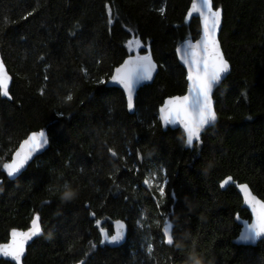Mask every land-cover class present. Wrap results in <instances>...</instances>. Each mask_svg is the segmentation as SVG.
I'll list each match as a JSON object with an SVG mask.
<instances>
[{
	"label": "trees",
	"instance_id": "trees-1",
	"mask_svg": "<svg viewBox=\"0 0 264 264\" xmlns=\"http://www.w3.org/2000/svg\"><path fill=\"white\" fill-rule=\"evenodd\" d=\"M191 1L0 0V53L13 78L11 100L0 96V165L32 132L50 138L16 180L0 169V244L40 217L24 264H188L193 246L203 264H264V240L233 243L250 214L234 185L220 187L231 177L264 200V0H214L232 71L214 94L217 124L188 150L158 111L187 90L176 48L200 35L199 20L186 19ZM132 39L159 66L134 113L106 85L133 55ZM156 175L167 179L163 197L158 182L144 183ZM118 219L128 238L111 248L97 222L111 235ZM167 223L179 249L165 243Z\"/></svg>",
	"mask_w": 264,
	"mask_h": 264
},
{
	"label": "snow or ice",
	"instance_id": "snow-or-ice-1",
	"mask_svg": "<svg viewBox=\"0 0 264 264\" xmlns=\"http://www.w3.org/2000/svg\"><path fill=\"white\" fill-rule=\"evenodd\" d=\"M213 4L214 0H199V3H192L188 16L191 18L193 13L198 14V18L202 21V37L195 43L189 41L184 48L177 49L178 52H183L180 59L187 65V80L190 86L186 95L167 100L159 110L160 118L165 126L179 125L183 128L186 134L185 143L188 147H191L194 141L199 144L201 131L206 126L215 123L216 113L211 101L212 89L219 84L223 74L229 70L228 63L220 51V42L217 38L222 11L219 8H214ZM28 15H32V13ZM136 44L138 47H145L140 41H136ZM156 68L157 65L153 62L149 51L145 55L137 54L129 58L122 67L115 70L111 81L122 85L126 90L129 110L134 107L133 96L136 86L143 81H150ZM10 81L11 76L8 74L3 60L0 59V96L11 98ZM101 82L103 83V81ZM66 100L71 101L72 96L68 95ZM47 144L48 138L43 131L32 133L15 152L13 160L0 165V169L4 170L9 177L16 176L32 158L33 153L38 152ZM230 180L231 177L227 178L221 187L228 184ZM144 183L151 186L148 180H145ZM166 184L167 179L164 178L163 182L157 185L162 197L165 195ZM65 187L67 188V185ZM239 187L245 203L251 207L255 215V222L248 225L241 239L255 241L258 238H264V201L257 199L247 184ZM65 198L71 199L72 193L66 191ZM123 229L124 226L118 223L114 235L109 236L107 232H104L105 240L111 243L118 242L123 238ZM171 229L172 224L170 223L163 227L165 243L179 249L178 243H176L179 237L174 238ZM40 234V217L36 215L27 231L13 230L11 232L10 242L0 245V257H10L13 264H21L27 242ZM149 251H151L150 248ZM195 251V246H193L191 252ZM185 259L190 260L191 254L187 255Z\"/></svg>",
	"mask_w": 264,
	"mask_h": 264
},
{
	"label": "water",
	"instance_id": "water-1",
	"mask_svg": "<svg viewBox=\"0 0 264 264\" xmlns=\"http://www.w3.org/2000/svg\"><path fill=\"white\" fill-rule=\"evenodd\" d=\"M194 2L199 3V0H192V1H191L190 6H189V9H188L187 14H186V19H187L188 21L192 20L193 18H196V19L199 20V22H200V35H199V37H198L197 39L189 38V39H186V40L182 41V42L177 46V48H176L177 59H178L180 65L185 69L186 73H187V65H186V64L180 59V57H181V55L183 54V52H178L177 49H182V48H184V47L188 44L189 41H191L192 43H195L196 41H198V40L201 39V37H202V21H201L200 18H198V14L193 13L192 16H191V18H189V16H188V13L191 11V5H192V3H194ZM213 7H214V4H213ZM214 8H215V7H214ZM219 9H221V8H219ZM221 11H222L221 23H220V28H219L218 33H217V38H218L219 42H220V33H221V30H222V23H223V10L221 9ZM220 51L223 53V58H224V59L227 61V63H228L229 70H228L227 73L223 74V76H222V78H221L219 84L216 85V86L212 89V93H211V101H212V107H213V110H214L215 113H216V121H215L214 124L209 125V126H206V127L201 131V133H200V140H201L202 135H203L207 130H209L210 128L214 127V126L217 124V122H218V114H217V112H216V108H215L214 94H215V91L217 90V88H219V87L221 86V84L225 81V79L230 75V73H231V71H232L231 64L229 63V61L226 59V57H225V55H224V52H223V49H222V46H221V42H220ZM135 55H136V54H134V55H130V56L127 57V58H126V59H125V60H124L119 66H117V67L113 70V73H112L111 77L115 74V70H116L117 68L122 67V66L124 65V63H125L129 58H131V57H133V56H135ZM151 58H152L153 62L157 65L156 71L153 73V78H152L150 81H143V82L139 83V84L136 86L135 91H134V96H133L134 107H133L132 110H129L128 107H127L128 111H129L130 113H134V111H135V98H136L137 92H138L143 86H146V85H150V84H152V83L154 82V80H155V78H156L158 72H159V66H158L157 62L154 60V57H153L152 54H151ZM0 59L3 60L1 53H0ZM3 62H4V60H3ZM4 64H5V63H4ZM5 66H6V65H5ZM6 69H7V67H6ZM7 72H8V74L11 76V74H10L9 71H8V69H7ZM111 77H110L109 80L107 81V84H106V85H107L108 87H115V88H119V89H121V90L123 91V93L125 94L126 102H127V92H126V90L123 88L122 85L112 82V81H111ZM12 82H13V78H12V76H11V81H10V83H9V93H10V89H11V86H12ZM189 86H190V83H189V81H188L187 90H186V92H185L184 95L187 94L188 89H189ZM179 96H183V95H179ZM1 97H2L3 99H6V100H11V98L9 99V98H7V97H3V96H1ZM10 97H11V95H10ZM173 97H177V96H173ZM173 97H169V98H167V99L164 101V103L160 106V108H162V107L165 105V103H166L167 100H169V99H171V98H173ZM160 108H159V110H160ZM159 121H160V124H161V126H162V128H163L164 131H168L169 129H170V130H178V129H179V130H181V131L183 132V134H184V136H185V139H186V134H185V132H184V130H183V128H182L181 126H179V125H176V126H172V125L165 126V125L163 124V122H162V120H161V118H160V111H159ZM41 131H43V132L46 134V136H47V138H48V144H47L45 147L41 148L38 152H34L33 155H32V158L28 161V163L25 165V167H24V168L20 171V173L17 174L16 176H14V177H9V176L6 174V172H5L4 170L1 169V172L4 173V174L6 175V177H7L9 180L13 181V180H16L18 177H20V176H21V175H22V174L28 169V167H29V166H30V165H31V164H32V163H33V162H34L39 156H41V155H42V154H43V153L49 148V145H50V138H49V135H48L47 131H45V130H40V131H36V132H32V133H39V132H41ZM32 133H31V134H32ZM31 134H29V136H30ZM29 136H28V137H29ZM28 137L25 138L24 140L28 139ZM24 140H23V141H24ZM23 141L19 144V146H18V148L16 149V151L19 150V148H20L21 144L23 143ZM196 144H197V143L194 141L193 145H192L191 147H188V146L186 145V143H185V148L188 149V150H193V149H194V146H195ZM16 151H15V152H16ZM15 152H14V154H15ZM14 154L12 155L11 160H10L9 162H6V163H10V162L13 160V158H14ZM228 178H229V177H228ZM226 179H227V178H226ZM226 179H225V180H226ZM225 180H223V181L221 182V184H222ZM221 184H220V187H221ZM243 184H246V183H243ZM243 184H239V183L235 182V181L233 180V178H231V180L229 181V183L226 184V185H224V187H221V189L225 190V189H227L229 186L234 185V186L237 188V191H238V193L240 194V196H241V198H242V200H243V205H242L243 209H246V210L249 212V214H250V219H248V220H244V219L238 218L237 222H238V224L241 226V231H240L239 235L233 240V243H234L235 245H238V246L255 247V246L258 245V243H260L261 241H263L264 238H258V239H256L255 241H243V240L241 239L242 235H243V234L245 233V231L247 230L248 225H249L250 223L255 222V215H254V213L252 212L251 207H250L248 204L245 203V200H244V197H243V193H242V191H241V189H240V187H239L240 185H243ZM247 185H248V184H247ZM248 186H249V185H248ZM249 189H250L251 193H252L257 199H259V200H261V201H264V200L260 199L257 195H255L250 187H249ZM35 216H36V215H35ZM118 223H119V224H122V225L124 226V229H123V238H122L121 240H119L118 242H115V243H111V242H109L108 240H105L104 232H107L109 236L114 235L115 232H116V226H117ZM103 225H104V220H98V222H97V227H98V229H99V232H100V235H101V238H102V242L106 243V244H107L109 247H111V248H118V247H120V246H122V245H124V244L126 243L127 238H128L129 228H128L127 223H126L124 220L118 219V220H116V221L113 223V233H112L111 235L109 234V232H108L106 229L103 228ZM30 226H31V223H30ZM30 226H29V228H30ZM40 227H41V224H40ZM29 228H28V229H29ZM28 229H26V230L13 229V230H16V231H27ZM13 230H11V232H12ZM102 230H103V231H102ZM11 232H10V234H11ZM41 235H42V227H41V234L38 235V236H36V237H33L32 240H30V241L27 242V244H26V246H25V252H24V255H23V257L21 258V264H24V260H25L26 255H27L28 248H29V247L33 244V242H34L36 239H38ZM10 240H11V236H10L8 242H6V243H2V244H7V243L10 242ZM2 244H0V245H2ZM0 260H4V261L12 262L10 257H0ZM12 263H13V262H12ZM78 264H80V263H78Z\"/></svg>",
	"mask_w": 264,
	"mask_h": 264
},
{
	"label": "rangeland",
	"instance_id": "rangeland-1",
	"mask_svg": "<svg viewBox=\"0 0 264 264\" xmlns=\"http://www.w3.org/2000/svg\"><path fill=\"white\" fill-rule=\"evenodd\" d=\"M136 41H139L138 39H132L130 42H129V44H128V48H129V52L131 53V54H139L140 53V49L142 48V47H138L137 46V44H136ZM157 183L158 182V184H160V183H162L163 181H161L160 182V180H159V176H152L151 177V182L150 183ZM139 226H141V224H139ZM150 248V247H149ZM151 249V248H150Z\"/></svg>",
	"mask_w": 264,
	"mask_h": 264
},
{
	"label": "clouds",
	"instance_id": "clouds-1",
	"mask_svg": "<svg viewBox=\"0 0 264 264\" xmlns=\"http://www.w3.org/2000/svg\"><path fill=\"white\" fill-rule=\"evenodd\" d=\"M178 247H181L180 244H178ZM188 264H203L201 258L197 256L195 252L191 254V259L188 261Z\"/></svg>",
	"mask_w": 264,
	"mask_h": 264
},
{
	"label": "bare ground",
	"instance_id": "bare-ground-1",
	"mask_svg": "<svg viewBox=\"0 0 264 264\" xmlns=\"http://www.w3.org/2000/svg\"><path fill=\"white\" fill-rule=\"evenodd\" d=\"M159 112V111H158Z\"/></svg>",
	"mask_w": 264,
	"mask_h": 264
}]
</instances>
